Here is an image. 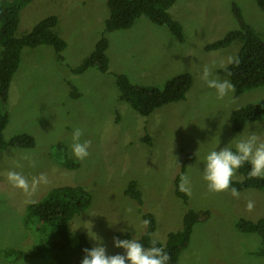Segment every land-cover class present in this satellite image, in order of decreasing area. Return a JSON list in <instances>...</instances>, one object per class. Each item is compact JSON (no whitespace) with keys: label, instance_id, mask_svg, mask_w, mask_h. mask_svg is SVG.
Wrapping results in <instances>:
<instances>
[{"label":"rangeland","instance_id":"374dc122","mask_svg":"<svg viewBox=\"0 0 264 264\" xmlns=\"http://www.w3.org/2000/svg\"><path fill=\"white\" fill-rule=\"evenodd\" d=\"M234 3L242 9L246 22L264 36V10L256 0H176L170 12L183 27V41L168 26L144 15L128 29L106 33L105 22L110 16L107 0H34L24 8L18 35L45 17L57 15V31L68 45L63 60L52 45L25 47L10 85L5 137L29 133L36 145L0 150V250H29L54 239V224L26 221L31 204L27 201H40L55 187L83 185L91 191L93 201L71 220L72 236L85 233L94 247L101 243L106 254L123 255L125 250L114 245V238L140 239L148 230V225L142 224L145 219L139 204L125 193L129 182L136 180L143 192L142 209L156 217L154 237L161 241L182 229L188 209L210 211L207 220L195 225L178 264H264L262 236L239 226L241 219L257 221L264 216V191L250 188L234 197L230 190L210 192L203 179V161L209 152L225 146L235 151V143L252 133L264 141V120L250 121L239 132L231 123L236 109L264 102V87L247 90L239 97L235 91L229 92L218 99L216 90L200 79L208 65L211 78L231 82L220 70L229 65V56L237 55L242 42L236 40L215 50L206 46L240 26ZM103 34L109 39V71L89 68L74 72ZM183 73L194 79L186 98L148 116L121 98L115 77L126 74L135 84L163 86ZM72 86L78 95H72ZM75 128L84 131L81 141H91L84 160H78L69 147ZM187 155L192 159L183 171ZM66 157L78 165L69 167ZM30 160L36 162L34 167ZM9 170L20 172L29 181L45 173L49 183L27 197L8 182ZM182 175L189 179L187 203L176 193L177 178ZM243 178L239 169L232 177ZM249 201L254 203L251 211L247 209ZM0 264L57 263L27 256L15 260L0 253Z\"/></svg>","mask_w":264,"mask_h":264},{"label":"trees","instance_id":"16d2710c","mask_svg":"<svg viewBox=\"0 0 264 264\" xmlns=\"http://www.w3.org/2000/svg\"><path fill=\"white\" fill-rule=\"evenodd\" d=\"M34 0H0V100L3 110L0 112V150L12 146L33 148L36 145L35 137L29 133H19L11 139L5 137L4 131L10 120V113L6 104L9 89L14 74L22 61V52L25 47L52 45L57 57L64 59L63 52L67 48V41L57 31L59 18L50 15L36 23L32 29L18 35L21 15L24 8ZM264 10V0H256ZM176 0H107L110 16L105 22V32L123 30L132 27L141 16H147L158 25H166L171 33L180 41L184 40V31L181 23L173 18L170 9ZM233 12L238 19L239 27L228 31L221 39L206 46L207 50H215L230 46L234 41L242 42V47L235 57L240 60L239 66L229 64L221 69L220 73L230 78L235 86V97H239L247 90L264 87V36L258 34L246 22L242 9L237 3L233 4ZM109 39L103 34L97 41L94 51L83 62L74 68V72L83 73L89 68H96L101 72H108L110 58L108 56ZM231 72V75L228 73ZM121 98L128 101L138 112L150 115L157 108L172 102L184 100L191 89L194 79L192 74L183 73L169 79L165 85H140L133 83L126 74H115ZM75 86H72V95H78ZM264 120V102H253L236 109L231 114L233 130L242 131L248 122ZM148 142L150 138L148 137ZM63 147V143H59ZM192 156L187 155L183 167L185 171ZM65 163L69 167L78 165V162L66 157ZM250 165L245 163L239 168L243 175L242 180L232 179V187L238 191L257 188L264 191V178H249ZM180 176L177 178V195L185 202L188 196L179 190ZM126 195L135 200L149 221L147 232L138 239L145 247L150 246L152 239L157 240V246L163 247L170 255L168 264H178L180 255L191 241L194 227L200 221L210 217L208 210L188 209L183 219L182 229L168 234L166 242L154 237L157 230L156 217L142 209L143 192L136 180L129 182ZM93 201L91 191L83 185H64L53 188L47 196L28 206L26 221L31 223H51L56 226V236L50 241L32 249H1L6 258L20 259L31 257L36 259L48 258L57 264H81L85 248L94 246L85 233H79L74 238L70 232L71 220L80 212L88 209ZM144 211V212H143ZM239 226L244 231L256 232L262 236L264 243V216L257 220L241 219ZM261 254L264 255L262 248Z\"/></svg>","mask_w":264,"mask_h":264},{"label":"clouds","instance_id":"9594fccd","mask_svg":"<svg viewBox=\"0 0 264 264\" xmlns=\"http://www.w3.org/2000/svg\"><path fill=\"white\" fill-rule=\"evenodd\" d=\"M228 64L239 66L238 57L229 56ZM225 67V65H221ZM231 75V72L228 73ZM212 70L205 65L200 74V79L206 83L209 88L216 90L218 99H223L229 92L235 91V86L227 79L211 78ZM84 131L81 128H75L72 133V143L70 148L72 154L78 160H84L89 155L88 149L91 147L90 140L81 141ZM232 147L225 146L219 150L209 152L204 158L203 179L207 182V188L210 192H231L234 197L239 196V191L232 187V177L237 170L245 163L249 164V178H264V141L252 133L244 139H240ZM25 159H29L27 156ZM30 164L34 167L35 161L30 160ZM19 167V165H17ZM7 180L14 187L25 193L27 197H31L41 184H48L47 174L41 173L38 177H33L31 181L20 172L9 170L7 172ZM189 179L182 175L179 183V190L185 194H191ZM28 203H35L29 199ZM254 203L249 201L247 209L251 211ZM131 212V209H128ZM142 224L147 226L148 220H143ZM124 231V229H121ZM93 239H97L95 235H91ZM114 245L125 250L124 254L108 255L106 249L101 243L95 247L83 251L86 253L81 264H168L171 257L163 247L157 246V240L152 239L150 246L145 247L138 239H119L114 238Z\"/></svg>","mask_w":264,"mask_h":264}]
</instances>
